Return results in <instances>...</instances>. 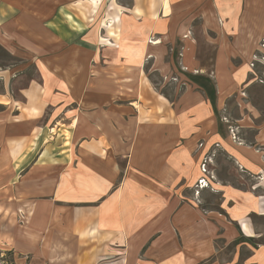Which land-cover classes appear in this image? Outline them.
<instances>
[{
	"label": "crops",
	"instance_id": "crops-1",
	"mask_svg": "<svg viewBox=\"0 0 264 264\" xmlns=\"http://www.w3.org/2000/svg\"><path fill=\"white\" fill-rule=\"evenodd\" d=\"M13 2L9 7H20ZM88 2L77 11L79 22L81 15L108 19L90 25L92 39L80 38L77 50L97 47L106 25L112 36L121 32L120 47L131 49L104 67L94 54L54 58L64 68L45 63L43 83L22 89L25 102L0 100V246L29 264H197L213 257L218 217L228 244L244 239L248 255L211 264H264V234L254 223L264 217V151L228 146L221 122L207 114L211 97L218 109L236 83L237 72L223 82L232 62L227 31L253 21L261 0ZM73 11L64 0V30L80 27ZM166 48L172 62L180 58L194 72L185 74L188 90L176 100L145 70L150 62L167 76ZM202 49H214L211 71ZM214 131L242 173L259 178L248 190L223 186L222 214L202 206L195 186L203 175L197 145L207 139L205 151ZM255 143L264 148V128Z\"/></svg>",
	"mask_w": 264,
	"mask_h": 264
},
{
	"label": "rangeland",
	"instance_id": "rangeland-1",
	"mask_svg": "<svg viewBox=\"0 0 264 264\" xmlns=\"http://www.w3.org/2000/svg\"><path fill=\"white\" fill-rule=\"evenodd\" d=\"M13 1L5 0L4 5H0V100L3 102H25L26 99L21 93L22 89L27 88L34 81L43 83L45 63L48 66L55 65L64 68V62L62 64L59 61L56 64L51 63L54 58L61 61L64 56L77 52L83 55L82 57L94 54L97 56L95 64L104 67L108 65L109 61H114L122 49H131L130 47H120L121 32L114 31L113 33L116 34L112 36L107 25H104L106 28L98 34L100 43L97 44V47L85 46L84 51L77 50V46H81L78 45L81 41L80 38L92 39L89 26L98 22V19L100 21L108 19V16L99 14L97 16L79 15L81 19L79 22V17L76 16L77 11L80 8L87 10L89 6H92L88 2L89 0H68L69 3H73L74 15L71 17L79 23L80 27H75L79 28L78 30L71 27L72 25H69V30H64V0H19L20 7H9L8 3L11 4ZM120 1L130 5L132 0ZM107 5L108 3L101 1V8ZM28 7H30L29 10ZM259 10V14L255 13L253 16L255 24L253 21H251L252 23L247 21L248 23L244 24L243 22L240 25V29L227 31L232 62L228 63L224 69L223 82L229 81L232 75L237 72L235 74L236 83L230 89L228 87L229 91L219 98L218 109L216 108V99L211 97L212 104L210 102L211 105L208 103V106H212V108L210 107L207 114L210 112L221 122L220 134L228 138V146L235 144L264 151V148L255 143L259 129L264 128V0H261ZM21 11H35L36 15L25 13L24 17V15H20ZM33 17L36 22L33 21ZM14 19L20 20L21 24L14 25ZM39 23L41 24L39 25ZM257 23L263 28L262 30L256 29ZM210 35L216 39L219 32H212ZM110 37L114 40H110ZM177 49L181 51L182 47ZM202 50L206 51L204 55L211 59L203 65H206L211 71L214 68V49ZM170 51V48H166L164 53L166 56L164 70L167 73L165 78L160 76V72L155 73L157 69L155 64L147 62L145 70L151 75L157 89H162L167 97L176 100L179 97L183 98L188 90V77L185 74L194 72L188 67L186 68L179 57L181 61L178 59L172 62ZM2 110L3 108L0 107V111ZM208 136L215 137L211 139V142H208L211 145L206 147L205 151H203L204 142L207 139L203 137L204 139L197 145V149L200 150L198 156L200 153L202 154L198 158V164L202 171L204 167L206 171L202 172L203 175L201 179H197L195 186L198 199L203 200L202 206L205 205L204 207L213 209L215 214H222L223 186H239L248 190L252 189V185L259 178L242 173L244 171L237 165L229 149L226 150L225 142L223 140L216 141L219 136L215 131L212 134L208 132ZM201 180H204L205 183H201ZM256 219L254 217V223L258 230L264 234V217ZM234 226L236 228V224ZM226 227L227 225L221 218H213L212 231L215 252L211 259L202 260L197 264L226 263L236 260L238 255L240 256L239 260H243L248 255L245 247H241L244 239L228 244L229 236L227 237ZM259 240L264 242V235ZM28 262L29 259L26 256H21L1 244L0 264H29ZM139 264L153 263L143 259Z\"/></svg>",
	"mask_w": 264,
	"mask_h": 264
},
{
	"label": "built area",
	"instance_id": "built-area-1",
	"mask_svg": "<svg viewBox=\"0 0 264 264\" xmlns=\"http://www.w3.org/2000/svg\"><path fill=\"white\" fill-rule=\"evenodd\" d=\"M203 171L205 172L206 170H205V167L203 168ZM201 183H205V181L204 180H201ZM202 187H204L203 185H202Z\"/></svg>",
	"mask_w": 264,
	"mask_h": 264
}]
</instances>
